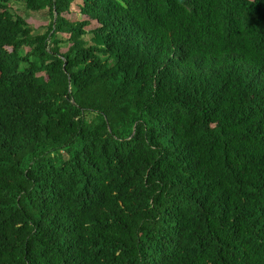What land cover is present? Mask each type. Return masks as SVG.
I'll return each instance as SVG.
<instances>
[{"label":"trees","instance_id":"16d2710c","mask_svg":"<svg viewBox=\"0 0 264 264\" xmlns=\"http://www.w3.org/2000/svg\"><path fill=\"white\" fill-rule=\"evenodd\" d=\"M75 1L0 0V264H264V0Z\"/></svg>","mask_w":264,"mask_h":264},{"label":"rangeland","instance_id":"374dc122","mask_svg":"<svg viewBox=\"0 0 264 264\" xmlns=\"http://www.w3.org/2000/svg\"><path fill=\"white\" fill-rule=\"evenodd\" d=\"M81 4L80 0H76L74 2V4L71 7V13L70 15H68L67 17L70 20H83L84 17L82 15L79 14V6ZM13 11L22 16L34 29L35 34H40V33H44L46 31V27L49 24V18L47 16V14L45 13H34V12H30L27 9H25V6H23V4H15L12 6ZM97 27V24L95 22H92V26L87 27V31L93 30L94 28ZM92 33L89 32L87 33V35L85 36L84 40L87 41L90 44H92ZM59 40H63V44L61 45V52L65 53L68 49V47L70 46L69 42H67L69 36L68 35H63L60 34L58 35ZM92 116L91 115H87L86 119L88 122H90L92 120Z\"/></svg>","mask_w":264,"mask_h":264}]
</instances>
